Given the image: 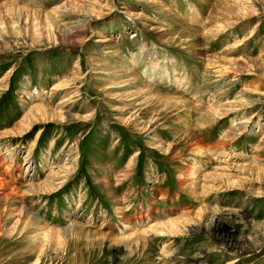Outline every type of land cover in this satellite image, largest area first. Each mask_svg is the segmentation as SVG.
Returning a JSON list of instances; mask_svg holds the SVG:
<instances>
[{
	"label": "rangeland",
	"instance_id": "374dc122",
	"mask_svg": "<svg viewBox=\"0 0 264 264\" xmlns=\"http://www.w3.org/2000/svg\"><path fill=\"white\" fill-rule=\"evenodd\" d=\"M0 264H264V0H0Z\"/></svg>",
	"mask_w": 264,
	"mask_h": 264
},
{
	"label": "bare ground",
	"instance_id": "6f19581e",
	"mask_svg": "<svg viewBox=\"0 0 264 264\" xmlns=\"http://www.w3.org/2000/svg\"><path fill=\"white\" fill-rule=\"evenodd\" d=\"M262 5V4H261ZM263 7V6H262ZM69 12H67V14H68ZM70 15V14H69ZM63 17V16H62ZM67 17V16H66ZM72 17V16H71ZM68 18V17H67ZM62 19V18H61ZM69 19V18H68ZM92 20H94V19H92ZM88 23V22H87ZM86 24V23H85ZM87 25V24H86ZM48 27V26H47ZM51 28V27H50ZM50 31H52V30H50ZM47 34V33H46ZM55 36V35H54ZM53 37V36H52ZM186 38H189V37H186ZM11 39H12V37H11ZM13 40V39H12ZM186 40V39H185ZM189 40H190V38H189ZM188 40V41H189ZM192 40V39H191ZM190 40V41H191ZM17 41V40H16ZM21 41V40H20ZM42 42V41H41ZM180 42V41H179ZM51 43V42H50ZM187 43V42H186ZM52 44H53V42H52ZM51 44V45H52ZM59 44V43H58ZM184 44V43H183ZM180 45V44H179ZM186 45V44H185ZM190 46V45H189ZM181 47V46H180ZM237 64V63H236ZM252 68V67H251ZM155 72V71H154ZM156 74H158V73H156ZM160 79V78H159ZM252 97V96H251ZM252 98H254V97H252ZM255 99V98H254ZM261 101H260V99H258V97H257V99L256 100H253L252 102L250 101V104H254V103H260ZM129 105V104H128ZM34 110H36V109H34ZM141 113V112H140ZM137 114V113H136ZM139 114V113H138ZM135 118V117H134ZM67 119V118H66ZM155 122V121H154ZM146 124V123H145ZM153 125V124H152ZM155 125V124H154ZM150 126V125H149ZM148 126V127H149ZM153 128V127H152ZM151 128V129H152ZM11 197V196H10ZM8 198V197H7ZM152 231H153V229H152ZM230 231V230H229ZM228 237V236H227ZM244 243H242V245H243Z\"/></svg>",
	"mask_w": 264,
	"mask_h": 264
}]
</instances>
